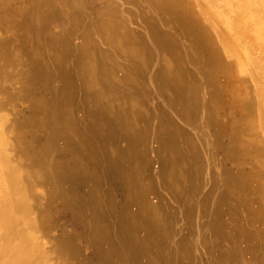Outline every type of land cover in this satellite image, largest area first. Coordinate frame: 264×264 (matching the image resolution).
<instances>
[{
    "label": "bare ground",
    "instance_id": "bare-ground-1",
    "mask_svg": "<svg viewBox=\"0 0 264 264\" xmlns=\"http://www.w3.org/2000/svg\"><path fill=\"white\" fill-rule=\"evenodd\" d=\"M28 1L29 6L7 9L6 14L20 16L15 28L29 31L38 24L42 30L24 33L15 41L0 39V93L8 95L9 103L22 99L30 104L24 114L14 103L15 117L7 123L12 152L25 158V163L9 154L1 134L4 116L0 112V264H192L188 261L200 254L201 247L202 257L212 252L220 264H247L251 254L257 264H264V86H257L264 78L261 60L247 54L252 66L244 72L251 74L242 76L237 71L229 26L210 16L206 1L152 0L164 15L165 25L151 29L149 41L155 51L149 49L158 64L150 70H136L131 63L143 56L145 49L136 40L142 42L146 36L119 20L114 2L109 11H95L90 19L80 11L77 0H61L60 4L41 0L50 5L46 16L40 7L33 9L37 0ZM75 4L79 13L73 19L50 24L63 17L65 8L76 9ZM184 59L191 68H183ZM75 72L80 74L78 79L72 78ZM5 79L19 83L20 90L11 91ZM153 86L157 87V103ZM48 91L53 98L39 97ZM166 91L171 93L169 99H165ZM5 104L0 101V108ZM220 106L230 108L225 120L231 128L226 135L229 144L224 149L221 146L224 157L212 153L209 172H213L205 180L201 175L207 172L203 144L198 148L194 143L185 151L176 139L183 133L177 120H185L204 134L209 132L213 140L217 132L199 109ZM216 113L211 111V119L217 128ZM170 129L176 136L162 132ZM154 134L156 146L145 140ZM125 140L126 146H116ZM149 154L154 159L145 164L147 183L140 186L134 158L141 155L146 162ZM225 160L235 168L225 166ZM184 162L195 169V178L187 172L178 175ZM22 166L41 170L37 187L46 190L49 206L38 214L28 202L31 192ZM215 179L222 187L215 189ZM114 182L123 191L120 208L109 189ZM194 189L199 197L193 194L183 202V195L191 192L189 196ZM79 190L84 194L78 195ZM197 203L200 216L195 224L193 204ZM224 204L242 208L246 221L240 228L227 224L221 211H216L215 207ZM63 210L87 231L90 257L72 231H64L62 225L61 232L55 229L50 218ZM239 214L230 209L228 217ZM179 221L184 225L173 230ZM172 239L175 249L170 247ZM241 242L243 246L238 245Z\"/></svg>",
    "mask_w": 264,
    "mask_h": 264
},
{
    "label": "rangeland",
    "instance_id": "rangeland-1",
    "mask_svg": "<svg viewBox=\"0 0 264 264\" xmlns=\"http://www.w3.org/2000/svg\"><path fill=\"white\" fill-rule=\"evenodd\" d=\"M60 1L61 0H55V2L56 3L58 2L59 4L61 3ZM65 1H69L70 3L73 2L71 0H65ZM77 1L79 2L78 5L81 6V7H79L80 11L83 14L85 13V18L87 17L86 14H88L89 16L87 18H90V19L95 15V11L96 12L101 11V10L102 11H109L108 10L109 6H111V3L114 2L119 7L118 10L116 11L118 13L119 20L122 19L126 25H128L129 27L132 28L131 31H133V32H136L138 30L144 31L146 39L142 40V42H140L139 39H137L136 43H139V45L142 46L143 49L148 50L149 48H152V50L155 51L154 44H151V42L149 41L151 29L154 28V26L156 24L161 25L163 27L165 24H163V22H162L164 15L162 16L159 8L154 3V1H152V0H77ZM128 1H135L136 3L134 5H131L128 3ZM201 1H206L205 7L208 8L210 16H212L216 19H218L217 17L223 19L225 21V23H227L226 26H229L227 31H228L229 35L231 36L232 45H233V47L237 53V55L235 57V60L237 61V65H236L237 69H238L237 71H239L242 76L245 74H248V75L251 74V72L250 73L244 72V71H246V69H248L250 66H252L250 61H249L248 55H250L251 59L253 58V56H255L254 57L255 59L259 58L263 64V66H264V58H262V57H264V0H214L215 2L212 4H208V2H209L208 0H201ZM22 5L29 6L30 4H29L28 0H0V17H6V18L8 17L7 20H1V18H0V39L1 40H13V41H15V40L21 38V36L24 33H28L31 35L33 33V31L42 30L43 26L38 25V24H35V26H38V28H36L37 30L31 29L29 31H27V30L25 31V30H22L21 28H15L14 27V24H18V22H20L21 18L19 15H15L12 13L6 14V13H8V12H6V10L7 9L8 10H11V9L16 10L17 8H19ZM78 5H76V4L74 5V7L76 9L65 8L63 10L64 14H62L63 17H60V20H59V18L58 19L56 18L55 20L51 21L50 24L55 26V25L63 24L66 21L73 19L79 13ZM38 7L41 8L43 15L46 16V14H48L50 5L41 4V0H37V3L33 7V9L37 10ZM122 8L125 9L123 11V13H121ZM73 10H75V11H73ZM69 11H72V12H69ZM251 20H252L251 26H253V24H256L257 25L256 28L252 29V27L248 25V23H251ZM258 23L260 25H258ZM236 26H238V27H236ZM246 26H249L252 30L247 28ZM60 27H61V25H60ZM60 27H56V28H59V30H60ZM240 30H241V32H240ZM245 35L248 37H246ZM145 43H147V44H145ZM29 48H31V47H29ZM127 48L129 49V47H127ZM239 52H240V54H239ZM242 54H243V56H244V54L246 56L242 57ZM256 54H257V56H256ZM245 57H247V59ZM185 59L183 62L184 63L183 68L184 69L191 68V66L186 62L187 60H185ZM245 59L247 62L244 61ZM17 61L21 62V59H17ZM157 61H158V59H157ZM157 61H156V65L158 64ZM172 62L174 64L176 63V62H174V60H172ZM26 64L28 66H31V63H29V62ZM259 65H260V62H259ZM183 68H181V69H183ZM184 73L187 74V71ZM72 76L71 77L73 79H78V77H80V74L75 72L72 74ZM3 82L5 85L8 86V88L11 91L17 92L20 90L21 85L19 83L13 82L10 79L9 80L5 79V80H3ZM52 82L53 81L51 79L48 81L50 86H52V84H51ZM251 85H252L251 93H252V95H254L255 91H256V89H254L255 88L254 81H251ZM259 85L264 86V78L260 79V83L257 86H259ZM157 86L159 87V85H157ZM156 88H157L156 86L152 87V94H153L155 102L157 103L159 100H158V96H157L158 93H156ZM50 94H52L51 91H48V94H43V95L39 94V97L40 98H42V97L53 98L52 96H50ZM170 94H171L170 91H166L165 99H169ZM167 95L169 96V98H167ZM256 96L258 99L259 93L256 94ZM20 97H22V96H20ZM7 98H8V95L0 93V101L1 102L5 101V103H6L5 104L6 107H4V109H2V107L0 108L1 116H4L1 134L3 136V140L5 141V143L7 142V144H8L7 146H8L10 156L13 157L15 155L14 152H12V148H13L14 143H13L12 137L10 135V131L7 128V123L9 122V120H11L12 118L14 119V117H15V112L13 110L15 105H17V108L19 110H21L22 113L26 114V113H28L27 108H30V104H28L27 101H22V99L17 100L16 102L9 103V102H7ZM259 99H261V98L259 97ZM160 100H162V99H160ZM14 103H15V105H14ZM168 109L170 110V111H168L169 113H173V111L171 110L170 107H168ZM7 114H8V116H7ZM177 118H179V117H177ZM0 125H1V122H0ZM5 128H7L9 132ZM160 130H161V128H160ZM162 132L166 136H174L175 135L174 129L163 130ZM194 132H195V136H193V134L191 132V133H189V135H187L186 138H182L183 133L180 134L181 136L180 135L178 137L176 135L175 136H176V139H178V141H181L183 143V145L187 146V148H184L185 151H189V149H190L189 147H191L192 144H194V143L198 147V141H199V147L203 144L202 147H204V148H202V149L205 151V157L208 155L206 158L204 157V159H203V162L206 166L207 172H205V174L202 173L201 175H202V177H204L205 180H207L210 172H213V171L209 172L211 156H213V155L211 152H208V151H209L210 147L215 148V142L212 140V137L210 136L211 134L209 132L204 134L202 132V130L200 131L197 129H194ZM191 136L194 137V140H191V138H189ZM154 138H155V134L152 135V137H150V138L147 137V139H145V140H147L148 143L152 144V142H154ZM190 140L193 142L190 143L189 142ZM209 140H211V141H209ZM156 145H157V143L154 142V146H156ZM150 156L152 157L153 155L149 154L146 162H144V157H141V155H137L134 158V162L135 161L136 162L135 163L133 162V165L136 166V170H138L137 172L139 175V179L137 178L136 182H140L141 183L140 186L146 185V183H147L145 180V177L147 176V171H145V164H147V161L154 159V156L152 158ZM15 158L19 159L23 163H25V161H26L25 158H21L17 155H15ZM180 159L182 161H184L183 157H181ZM154 162L155 161L153 160L152 163L154 164ZM189 163H191V161ZM189 163L184 162L183 163V165L185 164L184 166L183 165H180L181 167L179 166L178 170L176 171L179 176H182V175L186 174V172H187V173H191V176H194L193 178H195V175L197 172H195V169H192V167ZM22 168H23L22 170H24V172H23L24 180L27 182L28 186H30L29 191L31 192V194L29 196H27L28 202L30 203V206H32L31 210L33 211V207H34L35 210H37L35 212V214H38V211L43 210L49 206L48 202H47L46 192H45L46 190H44V188H42L41 186L37 187V184H39L42 181L41 170L38 168H28V169L26 168L25 169L23 166H22ZM154 169H155V167H154ZM217 169H219V167H217ZM154 173H155V171H154ZM173 173L174 172H171V174H173ZM214 173H216V172H214ZM144 174H145V176H144ZM124 176H126V175H124ZM126 177L128 178V176H126ZM175 178L176 177H174L173 179H175ZM217 181L220 182V180L215 179L214 183ZM196 182H197V180L195 181V183ZM109 189H110V192L116 198V202H115L116 206L118 205V207H119V203L122 202V201L120 202L119 200L121 198L123 199V197L121 196L123 191L120 190L121 185L119 184V182H117V183L114 182V183H111L109 185ZM194 191L189 196H188V194L191 192L187 193V195H183V198H184L183 202H187L185 200H189V197H191L193 194H194V196H193L194 198L199 197L198 191H196V189H194ZM220 191L221 190H218L219 193H220ZM84 192H85L84 190H79L78 195H82V194H84ZM227 203H229V202L227 201ZM193 206L195 207L196 216H197V218H195V220H194V223L197 224V221L199 220V216H200L199 212H198L200 210V208H199L200 206L198 203L193 204ZM210 207L212 210L214 209L213 203L210 204ZM215 208H216V211H221V214L223 215L225 222H227V224H230L232 220L230 221V219L225 216V213H224L225 211L222 212L225 209L228 210V216L230 215V209L235 210L236 212L240 213L239 216L242 218L240 219L238 226L241 223H244L246 221V219L243 218V210L241 207L234 206V207L230 208L227 206H222V207H215ZM62 212H64V213H62ZM33 216H34V214H32V217ZM70 216H71V214L69 211L67 212V211L63 210V211H61V213L55 214V216L54 215L51 216L50 220L52 219L51 222L55 221L54 222L55 223V229H57L59 232H61L60 225L63 226L64 231L65 230L72 231L74 234L73 236L74 237L76 236V238H78V246L80 248L85 249L84 250L85 252L88 251V254L90 257L92 254V249H91L92 243L90 242V240H88L89 237H88L87 231L84 229V226H78L77 227L76 223L72 219H70ZM233 222H232V225H237L235 222L234 223ZM182 225H184V222H182V221L174 222L173 230L180 229ZM238 228H240V226ZM170 244H171L170 247L172 246L173 249H175L177 246L174 239H172V241H170ZM203 250L204 249L202 247L199 248L200 254H194L193 256H191L192 259L189 260L188 262L191 261L192 264H215V263L220 264L218 262H215L216 258L212 252L210 254H208L207 256L204 255L202 257L201 253L203 252ZM56 258L63 261L61 258H59V256H57Z\"/></svg>",
    "mask_w": 264,
    "mask_h": 264
},
{
    "label": "crops",
    "instance_id": "crops-1",
    "mask_svg": "<svg viewBox=\"0 0 264 264\" xmlns=\"http://www.w3.org/2000/svg\"><path fill=\"white\" fill-rule=\"evenodd\" d=\"M144 54H143V56H141V59L140 58H136V59H134L131 63L133 64H135V66H136V70L137 69H140V68H144V69H148V70H150L151 69V67L152 66H155V63H156V61H157V57H153V54H152V51L149 49V50H147V49H145L144 50V52H143ZM141 64H140V63ZM151 62V63H150ZM148 64V65H147ZM154 64V65H153ZM135 70V71H136ZM134 71V72H135ZM167 98H169V96L167 95ZM227 98V97H226ZM230 98V97H229ZM69 109V108H68ZM73 110H75L74 108L72 109V111ZM108 110L109 111H111V112H113V108H108ZM207 110V109H206ZM205 110V108L203 107V109H199V112L204 116V117H206L207 118V120L209 121H207L208 122V124L211 126V128H213L216 132H217V136H215L214 138H213V140L215 141V144H217V150H216V148H214V147H210L209 148V151L208 152H211V153H214L215 154V156L217 157V158H222V156L224 157V154H223V150L221 149V146H222V148L224 149L228 144H229V140L226 138V135H227V132L228 133H230V131H231V128H230V125L225 121L226 119H227V115L228 114H230V108H228L227 106H220V107H218V108H213V110H207L206 111ZM211 111H214V112H216L217 111V113H216V115L218 114V120L221 122H217L216 120V123H217V128H216V126H215V123L213 122V120L211 119L212 118V114H211ZM200 113H199V115H200ZM197 119H198V116H197ZM196 120V118H195V115L193 116V118H192V121L194 122ZM182 123H181V122ZM225 124H224V123ZM219 123H220V125H219ZM91 124L93 125V123L91 122ZM190 126L191 125H189L185 120H182V119H179V120H177V128H179V130L180 131H183V135H182V138H186L187 137V135H189V133H191L192 132V134H193V136H195V132H194V128H192V126H191V128H190ZM214 126V127H213ZM223 126V127H222ZM184 127V128H183ZM219 128V129H218ZM222 129V130H221ZM213 130V131H214ZM219 131V132H218ZM194 138V137H193ZM126 140H125V142L124 143H121V142H118L117 144H116V146L118 147V146H126ZM107 144H108V142H107ZM110 148H112V152H114V148H113V146H112V144H110ZM224 146V147H223ZM215 147H216V145H215ZM182 148H187V146L186 145H182ZM198 148H199V141H198ZM110 152V151H109ZM112 152H110V153H112ZM225 162V166H227V167H230V168H235L234 166H232V164L233 163H231V162H226V160L224 161ZM223 162V163H224ZM232 166V167H231ZM218 182V181H217ZM215 182L214 183V186H215V189H218V188H220V186H221V183L220 182ZM222 187V186H221ZM225 191V190H224ZM225 193L228 195V196H230L231 197V192L230 191H225ZM229 197V198H230ZM228 198V197H227ZM223 202H226V201H223ZM223 206H225V204L223 205ZM225 211V212H224ZM222 212H224L225 213V216L227 217V218H230V217H228V210L227 209H225V210H223ZM241 212V211H240ZM242 217H235V218H230L232 221H231V223L234 221L237 225L239 224V222H240V219H241ZM238 245H241V246H243L244 245V243L243 242H241V243H239ZM248 255H250V253H247ZM254 256H255V254H251L250 255V259L249 260H251L250 262L249 261H247V264H257V262L254 260ZM253 260V261H252Z\"/></svg>",
    "mask_w": 264,
    "mask_h": 264
}]
</instances>
